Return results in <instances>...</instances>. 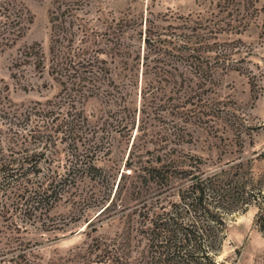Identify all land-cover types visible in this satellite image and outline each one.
<instances>
[{
	"label": "rangeland",
	"instance_id": "obj_1",
	"mask_svg": "<svg viewBox=\"0 0 264 264\" xmlns=\"http://www.w3.org/2000/svg\"><path fill=\"white\" fill-rule=\"evenodd\" d=\"M20 1L23 35L8 41L0 26V264H116L155 194L138 195L135 177L169 155L188 170L243 161L264 196V0H82L66 16L62 0ZM62 62L87 80L82 91L67 81L77 100L60 117L74 104L97 131L106 179L54 201L42 191L72 159L69 139L46 150L31 130L59 111ZM262 214L264 199L229 217L220 261L264 264Z\"/></svg>",
	"mask_w": 264,
	"mask_h": 264
},
{
	"label": "trees",
	"instance_id": "obj_2",
	"mask_svg": "<svg viewBox=\"0 0 264 264\" xmlns=\"http://www.w3.org/2000/svg\"><path fill=\"white\" fill-rule=\"evenodd\" d=\"M81 2L82 0H62L61 15H70ZM22 4L20 0H0V17L4 19L3 23L0 21V26L8 31V41H15L24 33ZM145 42L149 43V38ZM34 47L33 45L29 49L33 50ZM38 64L40 67L44 66L42 57ZM56 67L57 74L61 73V77L68 79L61 82L63 89L60 102H57L59 111L47 112L53 115L51 120H42L43 124L37 121L31 130L32 137L40 145H44L46 150V143L57 146L59 137L56 135L63 134L61 140L69 139L72 159L63 167L62 173L60 166L56 164L53 169H49L48 187L42 191L43 194L50 192L49 196L54 201L59 200L68 188L77 186L78 182H83L86 178L106 179L104 169L97 163L98 153L101 151L97 131L89 128L87 119L74 104L67 109L66 117H60L62 106L67 104V100H77L72 93L74 88H69L67 81L77 85L78 91H82V83L87 80L84 76L86 72L66 62L57 64ZM94 93L95 88L88 87L87 94L83 92L82 95L88 97ZM31 114L33 112L26 116L28 121H31ZM37 114L41 115L34 112V115ZM78 142L84 143V152L79 149ZM44 153L40 151L34 155ZM156 161L159 164L146 162L147 165H143L135 177L137 185L134 188L138 195L148 188L155 189V194L142 200L135 210L138 220L126 235L128 239L121 243L124 247L120 248L122 254L116 253V264H227L220 261L219 256L227 240L229 217L236 212L246 211L251 205L259 204L264 199L261 189L254 184V178H247L242 171L243 161L233 163L228 168L206 171L194 168V165H190V170L181 168L170 155L166 157L165 163H161V158ZM91 195L89 197H93ZM110 205L111 203L99 215ZM257 222L260 230L264 231L263 214L258 216ZM125 244L131 247L130 250Z\"/></svg>",
	"mask_w": 264,
	"mask_h": 264
}]
</instances>
